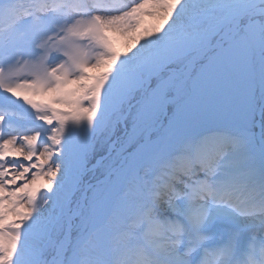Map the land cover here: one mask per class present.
Listing matches in <instances>:
<instances>
[{"label": "snow or ice", "instance_id": "obj_1", "mask_svg": "<svg viewBox=\"0 0 264 264\" xmlns=\"http://www.w3.org/2000/svg\"><path fill=\"white\" fill-rule=\"evenodd\" d=\"M0 264H264V0H0Z\"/></svg>", "mask_w": 264, "mask_h": 264}, {"label": "rangeland", "instance_id": "obj_2", "mask_svg": "<svg viewBox=\"0 0 264 264\" xmlns=\"http://www.w3.org/2000/svg\"><path fill=\"white\" fill-rule=\"evenodd\" d=\"M153 23H154V21H152L151 19L146 20V24H148V25H151V24H153ZM118 47H119L121 50H123L124 43H123L122 41L118 42Z\"/></svg>", "mask_w": 264, "mask_h": 264}]
</instances>
